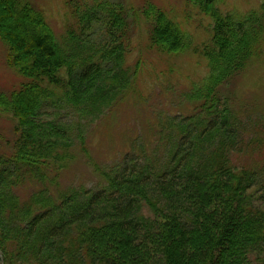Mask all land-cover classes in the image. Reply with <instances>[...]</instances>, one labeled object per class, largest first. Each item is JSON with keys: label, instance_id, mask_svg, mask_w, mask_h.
<instances>
[{"label": "trees", "instance_id": "16d2710c", "mask_svg": "<svg viewBox=\"0 0 264 264\" xmlns=\"http://www.w3.org/2000/svg\"><path fill=\"white\" fill-rule=\"evenodd\" d=\"M96 1L67 0L77 22L61 37L31 0H0V39L25 78L0 95L17 133L0 152V264H264V161L243 163L263 140L223 91L264 61V0L246 13L193 0L212 20L207 43L145 4L151 47L167 57L192 49L207 63L186 93L194 107L163 117L160 150L137 149V139L95 167L98 188H64L84 126L135 89L128 54L142 19L121 0ZM71 112L76 120L62 114Z\"/></svg>", "mask_w": 264, "mask_h": 264}, {"label": "rangeland", "instance_id": "374dc122", "mask_svg": "<svg viewBox=\"0 0 264 264\" xmlns=\"http://www.w3.org/2000/svg\"><path fill=\"white\" fill-rule=\"evenodd\" d=\"M31 1L45 10L50 24L61 37L67 34L70 23L77 22L76 17L68 10L67 0ZM94 1L86 0L90 5ZM114 1L117 0H110V2ZM121 1L138 11L141 19L144 18L142 10L145 4L149 2L156 4L170 17L183 21L192 33L195 43L210 41L213 32L212 20L204 13H200L193 0ZM262 1L218 0L217 4L227 12L246 13L258 10ZM100 2L102 0L96 1V3ZM3 9L4 7L0 6V10ZM11 22L6 21L5 24L8 26ZM138 24L136 30L132 25V46L128 54V63L132 67L137 63L135 89L116 103L111 110L91 123L90 127L84 126L85 142L80 139L76 143L74 148L76 158L62 171L61 185L64 188L72 185L98 188L96 184L103 179L95 171V167L108 166L114 158L129 150L137 139L139 141L134 144L137 149L147 146V150H160L157 134L163 117L165 120L171 116L186 115L194 107V103L186 98V93H189L193 82H198L207 74L205 59L194 53L192 49L176 57L160 55L155 47L150 46V23L142 19ZM9 52L8 45L0 39V95L19 88L25 81V78L9 65ZM157 72H160L158 76ZM223 91L229 96L235 112L244 117L245 123L253 125L256 137L263 140L262 145L256 144V140L251 142L250 151L247 157H243V163L253 166L256 162L264 161V61L253 64L234 77ZM62 114L67 120L77 119L72 112L71 115ZM14 128L13 117L0 107V152L9 153L12 150L17 136ZM148 136L153 137L157 143H149V139L146 142ZM89 158L92 161H89ZM259 204L264 207L261 202Z\"/></svg>", "mask_w": 264, "mask_h": 264}]
</instances>
